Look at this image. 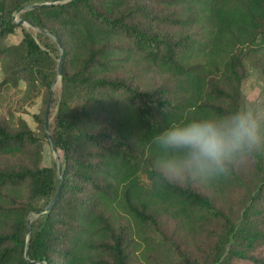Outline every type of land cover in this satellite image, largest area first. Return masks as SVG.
<instances>
[{"label":"trees","instance_id":"1","mask_svg":"<svg viewBox=\"0 0 264 264\" xmlns=\"http://www.w3.org/2000/svg\"><path fill=\"white\" fill-rule=\"evenodd\" d=\"M52 1L0 0V264H264L262 156L233 218L204 190L230 185L234 164L210 184L163 180L152 146L174 122L240 107L246 65L264 77V0H70L23 12L63 50L48 130L57 196V168L41 162L60 55L12 19ZM142 70L157 76L153 88L139 84ZM38 99L42 133L23 118ZM52 201L27 241L28 217ZM164 218L184 236L158 239Z\"/></svg>","mask_w":264,"mask_h":264},{"label":"clouds","instance_id":"2","mask_svg":"<svg viewBox=\"0 0 264 264\" xmlns=\"http://www.w3.org/2000/svg\"><path fill=\"white\" fill-rule=\"evenodd\" d=\"M152 146L158 178L210 184L236 161L264 151V112L248 105L174 122L153 136Z\"/></svg>","mask_w":264,"mask_h":264},{"label":"rangeland","instance_id":"3","mask_svg":"<svg viewBox=\"0 0 264 264\" xmlns=\"http://www.w3.org/2000/svg\"><path fill=\"white\" fill-rule=\"evenodd\" d=\"M21 14H19L17 20H22L20 19ZM21 26L33 36H35L37 33L45 34L31 27L25 25H21ZM45 35H47L50 38V40H52L53 44L56 45L55 47L58 49V54L60 55L61 53L60 49L56 44L57 39L54 36H52L50 33ZM20 38H21V31L20 29H17L13 35H11L6 39V42L9 44L15 43ZM59 59L60 58L56 59L57 70H58ZM62 67H63V63L61 65V71H62ZM246 71H247L246 77L242 85V98H241L240 107L251 105L264 112V77L257 68L246 65ZM58 77L59 76L56 71V77L53 82L55 83V85L52 94V95L55 94V96L59 94V90H60L61 76L60 78ZM138 81L142 88L151 89L153 88V86L156 85L155 83L158 81V79L154 73L142 70L141 74H139ZM41 107H42L41 100L38 99L36 100L35 104L32 107L27 109V113L23 115V118L27 122L28 126L32 130L38 133H42V131L33 121L31 115L38 114L42 109ZM55 111L56 108L51 103L49 108L48 127H49V122L53 120ZM258 154L262 156L264 162V151H261ZM57 162H58V157H56L53 154L50 145L46 143L44 145L41 164L43 166L57 167L56 166ZM254 166H255L254 158H243L236 161L234 163V181L221 191L204 190V193L208 195V197L213 201L214 206L216 208H219L225 212L227 211L231 212V215L234 218V211L237 212L242 208L244 195L248 193L249 190H251L252 184L256 181L257 174H256V170L254 169ZM31 216H32V220L36 219V217L33 216L32 214ZM162 223H163L162 225L163 235L159 236L158 239L165 236V241H167V239L169 238H172V240H177L178 236H182V237L184 236V231L181 229V227L171 219L164 218Z\"/></svg>","mask_w":264,"mask_h":264},{"label":"water","instance_id":"4","mask_svg":"<svg viewBox=\"0 0 264 264\" xmlns=\"http://www.w3.org/2000/svg\"><path fill=\"white\" fill-rule=\"evenodd\" d=\"M66 1H70V0H55V1H52L50 3H39V4H31V5H27L25 7H22L20 9H18L12 16V19L15 23L19 24V25H25V26H28V27H31L35 30H39L36 26H34L33 24H31L30 22H28L27 20H17V17L19 16V14L25 12V11H28V10H31V9H34L38 6H41V5H45V4H57V3H63V2H66ZM40 32H43L45 34H48L47 32L43 31V30H39ZM56 44L58 46V48L60 49V59H59V64H58V70H57V73H58V78H60L61 76V65H62V57H63V51H62V48H61V45L59 44V42L56 40ZM54 85L55 83L52 84L51 86V91H50V95H49V98H48V101H47V104H46V109H45V115H44V121H45V124H44V131L45 133L47 134V138L49 140V145H50V148L53 152V154L57 157V151H56V148H55V145L49 135V132H48V116H49V108H50V103H51V97H52V94H53V88H54ZM56 168H57V172H58V177H59V186L57 188V191H56V195H58L59 193V189H60V181H61V178H62V174H61V165L59 163V161L57 162L56 164ZM54 201H52L46 208H44L43 210L41 211H38V212H35L33 213L32 215L35 216V217H39L45 213H47L49 211V209L51 208V205ZM32 221V216H29L28 217V229H27V234H26V240L28 241L29 238H30V232H31V228H30V223ZM24 256H25V259L26 261L30 262L27 258V246L25 248V252H24ZM33 264H41L39 262H32Z\"/></svg>","mask_w":264,"mask_h":264}]
</instances>
